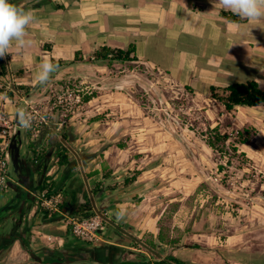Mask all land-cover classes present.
<instances>
[{
	"label": "crops",
	"instance_id": "obj_1",
	"mask_svg": "<svg viewBox=\"0 0 264 264\" xmlns=\"http://www.w3.org/2000/svg\"><path fill=\"white\" fill-rule=\"evenodd\" d=\"M215 2L9 0L35 18L26 29L31 45L13 46L0 58V78L14 80L20 101L23 97L40 111L34 103L47 102L49 88L67 81L93 91L68 118H46L37 132L16 128L10 165L17 173L10 166V188L0 194V264H156L169 255L188 264H247L237 252L259 244L264 222L224 212L221 205L237 195V184L217 190L218 198L206 190L213 186L206 169L217 172L222 162L211 158L215 152L209 144L188 148L182 139L192 141L195 132L179 139L169 99L152 95L146 107L134 95L159 87L161 78L192 88L197 104L204 89L203 114L210 128L220 127L223 133L256 128L248 143L235 146L248 165L264 168V114L250 113L264 112V105L230 112L207 93L210 86L250 79L264 87V20L241 19ZM131 45L138 61L95 59L102 46ZM44 59L64 64L40 85L35 76ZM7 102L12 117L19 119L15 99ZM257 139L259 146H252ZM188 149L197 154L179 160L178 150L186 154ZM46 183L62 195L61 214L37 205ZM12 215L20 219L9 229L4 220ZM73 215H103L100 238L76 237L68 222Z\"/></svg>",
	"mask_w": 264,
	"mask_h": 264
},
{
	"label": "rangeland",
	"instance_id": "obj_2",
	"mask_svg": "<svg viewBox=\"0 0 264 264\" xmlns=\"http://www.w3.org/2000/svg\"><path fill=\"white\" fill-rule=\"evenodd\" d=\"M96 64L98 63H93V65ZM141 70H143V68H141ZM155 74L157 76L162 75L159 72L154 73V75ZM161 80L162 81L159 83V87L154 86L153 88L149 89H140L135 92L134 95L138 96L140 100L144 102V106L146 107H148V103L152 102V100H149L152 95L157 97L159 96L160 98L165 96L167 99H169L175 108L174 120L178 126L179 139L184 138V134L187 135V137H190L189 133H187L188 131H193L196 133L195 136L194 134L191 136L192 141L191 139H182V141L186 142L190 146H188L190 149H192L191 147H195V145L209 144L210 141L215 140L213 137H216L217 134L230 135V139L227 142H216V146L214 148L215 155L211 156V158L215 159V163L219 164V162H222V164L219 165V171L217 172L216 170L215 172H212L213 167L206 169V171H208L207 173L210 175H208L210 178L209 181L213 185L207 186L208 188L206 190L211 194L214 193L215 197L218 198L217 190L231 188L233 186L235 187L237 184V187L235 188L236 190L234 189L237 191V195L231 198V200L229 199L230 202H224L225 204L221 205L223 209L225 207L224 212L242 214V218L246 221L251 220L255 221V223H260L261 221L264 222V168L253 165L252 167L251 165H248V159L246 156L238 153L231 145L239 139V131L242 130H230L227 128L226 122L225 127L228 130L226 133H223L224 130H222L220 127L210 128L211 125L207 123L209 121L203 114V112L206 111V109L203 108V105L207 101L204 97V89H200L198 94L200 104H197V102L192 98V93L194 92L192 88L182 89L179 85H170L171 83L165 78H161ZM56 86L57 85H54V87L52 86L49 88L47 93V95H49V100L47 102L44 103L39 101L34 103L35 106L40 108L41 114L46 118L53 117L54 115H59L61 118H68L75 110L79 108V105L83 104V101L81 103H77L76 100L72 101L71 96L76 97L77 95H82L84 99L86 95H89V90L93 91V89L86 88V84H76L68 81L63 87ZM209 88L210 87L207 89V93L211 96ZM59 96H63V98L67 99V101L65 100L63 104H60L58 102ZM15 102L17 103L19 109H23L25 112L30 110L29 106H27L24 102L22 103L19 98H16ZM6 103L7 109L12 111L13 106L10 105L11 103L7 101ZM148 109L152 111L153 108L150 107ZM250 113L264 114L262 110H254ZM213 118L210 119L211 124L213 122ZM215 129H217V132ZM250 129L253 132L252 137H254L258 133V130L254 127H251ZM254 129H256L257 132L254 133ZM259 143L260 141L257 139L256 142L251 144L254 147H258ZM181 151L182 150H178L177 152L179 160H184L185 156L191 158V156L193 157L195 154H197V152H190L189 149L187 151L185 150L186 154L181 153ZM225 162H229L228 164L232 167H229L228 164H223ZM10 166L15 170L14 164H11ZM16 173L17 171L15 170L14 174L16 175ZM207 191H204V193H207ZM228 196L231 195L228 194ZM19 219L20 217L12 215L9 219L4 220L5 227L9 229L14 228L17 224V220ZM260 241H264V238L258 240L259 244H253L252 249L241 251V253L237 252V255L244 258H249V256H251V258L248 259L247 264H264V243ZM248 242L249 244L252 243L250 240H248ZM159 263L160 261L156 262V264Z\"/></svg>",
	"mask_w": 264,
	"mask_h": 264
},
{
	"label": "built area",
	"instance_id": "obj_3",
	"mask_svg": "<svg viewBox=\"0 0 264 264\" xmlns=\"http://www.w3.org/2000/svg\"><path fill=\"white\" fill-rule=\"evenodd\" d=\"M10 93L15 94L13 99H20L14 80L4 81L0 78V194L7 192L10 188L12 181L10 177V150L12 147V137L16 128H23L19 123V119L16 120L12 117L6 107V101L12 100ZM71 97V100H76L77 103H81L83 101L82 95ZM21 100L24 101V103L30 108V110L25 112L31 117V124L27 129L37 132L41 129L43 124H46V117L42 115L36 107L25 101L23 97ZM65 100L67 101V99L63 98V96H59L58 102L63 104ZM42 151L43 149H38V153L41 154ZM36 163H39V161L36 160ZM36 197L37 205L43 211H47L51 215H58L62 213V195L54 188L46 186V188L42 189ZM103 221L104 219L99 215L93 217H80L73 215L68 217L72 233L76 237L88 242H95L100 238V230L103 227Z\"/></svg>",
	"mask_w": 264,
	"mask_h": 264
},
{
	"label": "clouds",
	"instance_id": "obj_4",
	"mask_svg": "<svg viewBox=\"0 0 264 264\" xmlns=\"http://www.w3.org/2000/svg\"><path fill=\"white\" fill-rule=\"evenodd\" d=\"M217 2L241 19L264 20V0H216L215 3ZM34 19L31 10L9 3V0H0V58L7 56L13 46L20 50L31 45V40L26 39V29ZM57 68V65L44 59L36 73V82L40 85L47 84ZM17 114L20 125L25 129L30 127V115L23 109H18Z\"/></svg>",
	"mask_w": 264,
	"mask_h": 264
},
{
	"label": "trees",
	"instance_id": "obj_5",
	"mask_svg": "<svg viewBox=\"0 0 264 264\" xmlns=\"http://www.w3.org/2000/svg\"><path fill=\"white\" fill-rule=\"evenodd\" d=\"M228 17L229 19L235 18L231 16ZM79 59H80L79 53H77L76 61H78ZM95 59L100 61H105L108 64H112L114 62L126 63V62L138 61V57L136 56L135 45H131L128 49H113L109 46H102L96 51ZM53 64L59 67L64 63L63 61H53ZM1 75L2 73L0 72V77ZM209 89L212 98L222 102L225 105L226 109L230 112L236 109V107L238 106L253 108L264 105V87H262L261 84L254 79H250L242 83H234L227 87L210 86ZM10 97L14 98V94L10 93ZM90 98L91 96L86 97L85 99L90 100ZM215 131L217 132V129H215ZM255 132H257L256 129H254V133ZM252 136H253L252 130L250 128H245L242 131H239V139L235 141V143H232L231 145L234 147L236 151H238V148L235 145L248 143L251 140ZM213 138H215V140L210 141L209 145L215 148L217 141L227 142L230 139V135L217 134L216 137L214 136ZM121 146L123 145L121 144L120 147ZM63 162L64 164H68L69 163L68 158L65 157L63 159ZM47 186H50V184L49 185L47 184ZM50 187L53 188L52 186ZM160 240L162 242L165 241V236L163 235V231L160 234ZM249 258H251V256H249ZM249 258L242 257V259L246 260V262H248ZM122 264H137V263L125 262ZM144 264H151V263H144ZM159 264H187V263L183 262L177 257H174L173 255H169L166 259L160 261Z\"/></svg>",
	"mask_w": 264,
	"mask_h": 264
},
{
	"label": "water",
	"instance_id": "obj_6",
	"mask_svg": "<svg viewBox=\"0 0 264 264\" xmlns=\"http://www.w3.org/2000/svg\"><path fill=\"white\" fill-rule=\"evenodd\" d=\"M103 219H104V216L103 215H100Z\"/></svg>",
	"mask_w": 264,
	"mask_h": 264
}]
</instances>
